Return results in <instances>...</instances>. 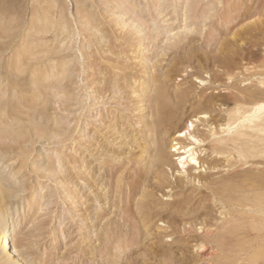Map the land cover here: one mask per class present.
<instances>
[{
    "label": "rangeland",
    "instance_id": "obj_1",
    "mask_svg": "<svg viewBox=\"0 0 264 264\" xmlns=\"http://www.w3.org/2000/svg\"><path fill=\"white\" fill-rule=\"evenodd\" d=\"M262 1L0 0V173L15 183L9 201L18 204V252L7 264H112L119 245L127 248L119 264H173L181 257L166 244L173 237L161 242L173 259L151 257L145 248L160 233L136 229L140 195L132 208L126 204V189L153 153L142 144L151 98L160 85L170 99L180 95L183 124L202 96L225 94L212 84L222 72L218 48L264 19L243 16ZM252 42L243 44L246 59L258 51ZM199 118L191 117L190 129L198 132L193 148L203 166L186 179L168 156L171 186L152 197V214L177 224L192 211L216 217L193 176L226 173L224 158L209 150L220 137L209 132L215 124L210 115ZM141 150L147 151L140 156ZM103 157L108 161L100 164Z\"/></svg>",
    "mask_w": 264,
    "mask_h": 264
},
{
    "label": "bare ground",
    "instance_id": "obj_2",
    "mask_svg": "<svg viewBox=\"0 0 264 264\" xmlns=\"http://www.w3.org/2000/svg\"><path fill=\"white\" fill-rule=\"evenodd\" d=\"M252 7H248L244 17L257 13L264 18V0L256 8ZM251 39L258 53L251 52L246 59L243 46ZM231 41L225 39L218 48L222 72L212 82L213 85L217 82V87L223 86L221 89L226 93L202 96L196 113L185 123L179 124L184 117L178 114L184 104L180 95L170 99L160 85L151 98L150 118L144 126L148 134L142 138V144H151L153 153L151 158L147 156L148 167L138 169L133 183L126 189L129 190L126 204H129L127 209L132 208L131 200L140 195L134 204V210L141 214L138 218L141 226L136 229L147 232L153 226L160 233L158 242L145 248L153 258L173 259L175 252L161 245L173 237L166 244L174 245L181 256L174 258L173 264H264V19L233 33ZM195 79L204 83L198 76ZM216 109L218 114L211 116ZM207 115L215 124V129L209 131L212 137L220 135L210 142L209 150L211 155L224 158L226 173L217 178L193 176V181L197 179L206 189V200L217 207L216 217L208 214L201 217L192 211L186 222L177 224L173 219H164L160 212L153 215L155 190L171 186L165 173L168 156L176 158L174 164H180L186 179L192 169L203 166L200 152L195 151L198 146L193 148L201 141L198 132L191 131L190 127L193 126L191 117L200 119L199 116ZM146 151L141 150L140 156ZM106 161L107 157H103L100 164ZM130 163L135 162L132 159ZM246 165L249 167L244 168ZM9 180L0 173V264H7L5 260L18 252L14 241L18 204L9 201L16 196L17 189ZM151 180H155L156 186L150 184ZM122 184L123 179H118L116 195L124 192ZM100 211L102 216L106 214L103 209ZM126 249L122 245L116 248L112 264L120 263Z\"/></svg>",
    "mask_w": 264,
    "mask_h": 264
},
{
    "label": "snow or ice",
    "instance_id": "obj_3",
    "mask_svg": "<svg viewBox=\"0 0 264 264\" xmlns=\"http://www.w3.org/2000/svg\"><path fill=\"white\" fill-rule=\"evenodd\" d=\"M193 163H195V161H193Z\"/></svg>",
    "mask_w": 264,
    "mask_h": 264
}]
</instances>
